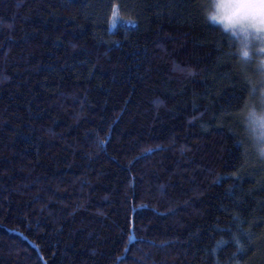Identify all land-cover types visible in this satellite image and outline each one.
<instances>
[{
    "label": "trees",
    "instance_id": "obj_1",
    "mask_svg": "<svg viewBox=\"0 0 264 264\" xmlns=\"http://www.w3.org/2000/svg\"><path fill=\"white\" fill-rule=\"evenodd\" d=\"M202 3L0 0V264H264L250 86Z\"/></svg>",
    "mask_w": 264,
    "mask_h": 264
},
{
    "label": "clouds",
    "instance_id": "obj_2",
    "mask_svg": "<svg viewBox=\"0 0 264 264\" xmlns=\"http://www.w3.org/2000/svg\"><path fill=\"white\" fill-rule=\"evenodd\" d=\"M206 20L232 37L235 51L247 52L260 64L264 61V3L260 0H203ZM257 99V104L259 103ZM249 128L251 146L264 159V110L253 107Z\"/></svg>",
    "mask_w": 264,
    "mask_h": 264
},
{
    "label": "snow or ice",
    "instance_id": "obj_3",
    "mask_svg": "<svg viewBox=\"0 0 264 264\" xmlns=\"http://www.w3.org/2000/svg\"><path fill=\"white\" fill-rule=\"evenodd\" d=\"M260 2L264 3V0H260ZM171 6L175 7L176 5L173 4ZM240 57L244 61V63L241 65L240 71L241 73L246 74L248 72V62L251 61L252 58L251 56H249L247 52H244ZM254 71L259 77V79L255 83L250 78H248L247 75L244 76V80L246 81L247 85H249L250 87H245L244 89L248 93L247 98L245 99L243 96H241L240 98L243 101V105L240 106L238 104L236 106L238 109L236 113H227L229 117L234 115L237 118H239L241 123L247 126L248 130L252 124L250 118L252 108L259 107L261 110H264V61H262L260 64H256L254 67ZM258 98L260 102L257 104ZM237 142L240 143L242 147H244V151L245 153H247L248 149L244 145V141L238 140ZM260 163L262 166H264V159H261ZM235 243L238 245V252L245 251V249L242 246H240L241 242L239 239H235Z\"/></svg>",
    "mask_w": 264,
    "mask_h": 264
},
{
    "label": "rangeland",
    "instance_id": "obj_4",
    "mask_svg": "<svg viewBox=\"0 0 264 264\" xmlns=\"http://www.w3.org/2000/svg\"><path fill=\"white\" fill-rule=\"evenodd\" d=\"M256 59L252 58L251 61L248 62V72L246 73V75L250 76V79H252V81L255 83L259 77L257 76V74L254 71V67L256 65ZM245 132L247 135V146H248V150H249V154H250V158L252 160H256V159H260L256 153L253 151L252 146H251V139H250V133L249 130L247 129V126L245 125Z\"/></svg>",
    "mask_w": 264,
    "mask_h": 264
}]
</instances>
